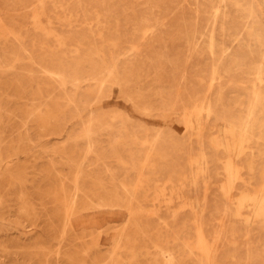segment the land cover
<instances>
[{"label": "rangeland", "instance_id": "374dc122", "mask_svg": "<svg viewBox=\"0 0 264 264\" xmlns=\"http://www.w3.org/2000/svg\"><path fill=\"white\" fill-rule=\"evenodd\" d=\"M201 263L264 264V0H0V264Z\"/></svg>", "mask_w": 264, "mask_h": 264}, {"label": "bare ground", "instance_id": "6f19581e", "mask_svg": "<svg viewBox=\"0 0 264 264\" xmlns=\"http://www.w3.org/2000/svg\"><path fill=\"white\" fill-rule=\"evenodd\" d=\"M9 34V33H8ZM12 36V35H11ZM13 37V36H12ZM14 38V37H13ZM212 39V38H211ZM24 41V40H23ZM21 52H22V50H21ZM24 52V51H23ZM212 52V51H211ZM213 54V53H212ZM211 54V55H212ZM263 62V61H262ZM261 66V65H260ZM103 67V66H102ZM215 69H217V68H215ZM103 70V69H102ZM215 71V70H214ZM43 72H45V71H43ZM25 73V72H24ZM52 74H50V76H51ZM55 76H57V75H55ZM54 76V77H55ZM259 76H260V74H259ZM57 78H58V76H57ZM54 80V79H53ZM261 77H259V83H261ZM58 84V83H57ZM60 84V83H59ZM254 88V87H253ZM255 89V88H254ZM253 90V89H252ZM253 106H255V105H257L259 102H260V96L258 95V92H254V96H253ZM202 108V107H201ZM202 110H203V108H202ZM197 111V110H196ZM201 111V110H200ZM200 111H198V112H200ZM207 111V110H206ZM197 112V113H198ZM209 112H207V115H209L208 114ZM194 114H196V113H194ZM189 115H190V113H189ZM197 115V114H196ZM196 115H194V117L196 116ZM199 115V114H198ZM250 115V114H249ZM190 116H192V115H190ZM200 117V116H199ZM201 118V117H200ZM183 119H185L184 117H183ZM191 119V118H190ZM197 119V118H196ZM195 119V120H196ZM198 120V119H197ZM185 121V126H188V124L191 122V121H188V118L186 119V120H184ZM234 122V121H233ZM236 122V121H235ZM241 123H243L242 121H240ZM231 124V123H230ZM237 124V123H236ZM239 124V123H238ZM183 125V126H184ZM228 125V124H227ZM232 125V124H231ZM247 125V124H246ZM190 126V125H189ZM192 127H193V124H192ZM198 127V126H197ZM245 130V129H244ZM196 132V131H195ZM245 132V131H244ZM227 133L229 134V136L230 137H234V134H235V131H234V127L233 126H231L228 130H227ZM200 134V133H199ZM240 142H241V138H240ZM214 144V143H213ZM216 144H218V143H216ZM241 145V144H240ZM239 149V148H238ZM228 150V149H227ZM229 165V164H228ZM227 166V165H226ZM229 167H230V165H229ZM230 169H231V172L230 173H232V175H236V174H234L236 171H235V168L233 167V166H231L230 167ZM233 169V170H232ZM235 171V172H234ZM234 177V176H233ZM230 179H232V178H230ZM235 179V178H234ZM230 193V192H229ZM75 197H76V195H75ZM228 200H230V199H228ZM73 201V200H72ZM250 202V201H249ZM72 203H75V202H72ZM255 203V202H254ZM253 203V204H254ZM236 209V208H235ZM128 219V218H127ZM196 222V221H195ZM194 225V224H193ZM195 226V225H194ZM189 249H191V250H195L196 252H197V254H199V255H201V256H204V257H207V255H208V252H209V246H208V241H207V239H206V237H205V235H204V232H203V230H202V228L201 227H197L196 228V231H195V242H194V244H193V247L192 248H189ZM191 250H190V252H191ZM192 254V253H191ZM193 255V254H192ZM201 258V257H200ZM207 259V258H206ZM209 259V258H208ZM207 259V260H208ZM201 264H203V263H201ZM210 264H212V263H210Z\"/></svg>", "mask_w": 264, "mask_h": 264}]
</instances>
